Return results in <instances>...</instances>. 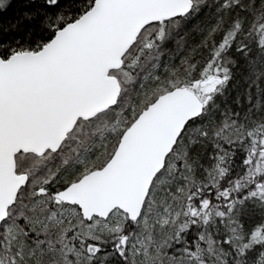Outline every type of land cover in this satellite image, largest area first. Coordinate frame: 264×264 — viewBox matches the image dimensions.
<instances>
[{"label": "snow or ice", "instance_id": "1", "mask_svg": "<svg viewBox=\"0 0 264 264\" xmlns=\"http://www.w3.org/2000/svg\"><path fill=\"white\" fill-rule=\"evenodd\" d=\"M0 264H264V0H0Z\"/></svg>", "mask_w": 264, "mask_h": 264}]
</instances>
